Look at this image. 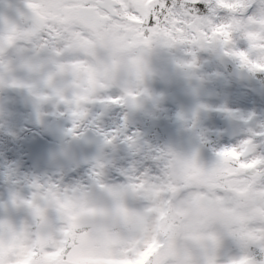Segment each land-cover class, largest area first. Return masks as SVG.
Masks as SVG:
<instances>
[{
    "label": "clouds",
    "instance_id": "9594fccd",
    "mask_svg": "<svg viewBox=\"0 0 264 264\" xmlns=\"http://www.w3.org/2000/svg\"><path fill=\"white\" fill-rule=\"evenodd\" d=\"M221 6L228 7L225 2ZM143 7H151V0ZM19 8L20 0L18 4L4 0L0 16L18 23V35L26 44L31 43L27 37L33 26L56 25L71 37L58 22L67 8L62 0H31L23 17L17 15ZM78 11L84 18L102 15L92 10L85 17ZM119 14L126 22V36L136 41L132 47H89L71 38L70 44L57 40L38 52H19L13 43L2 54L6 66L3 79L27 86L21 89L29 106V121L51 137L39 161L43 174L38 176L41 188L36 189L34 206L23 205L20 197L24 193L18 183L14 179L9 183V193H17V200H6L5 229L0 234L4 264H10L9 257L23 254V237L18 235L21 228L31 231L43 251L53 243L59 220L67 224L65 242L54 253L45 252L37 264H105L125 259L137 264H219L223 238L244 251L242 264H264V245L241 234L264 227V188L256 183L244 197L228 190L239 197L231 207L218 197L210 202L201 199L198 208L181 218L174 217L172 211L193 199L203 187L204 177L242 163L240 153L217 142L203 124L207 109L200 105L205 104L209 92L221 90L213 83L200 53H207L212 64L232 79L264 82V68L256 61L230 55L241 43L264 49V34H248L253 23L264 28V9L249 16L232 15L230 24L217 22L214 14L208 32L201 33L202 38L210 36L214 42L204 39L202 45L197 44L196 56L191 55L193 46L187 34L175 28V22L163 30V35L174 41L169 46L154 34H146L147 20L134 16L122 4ZM76 54L85 59L73 60ZM189 60L194 63L186 64ZM260 63L264 65V60ZM229 64L231 67H226ZM178 96L189 103L172 111ZM161 121L172 125L171 134L159 135ZM0 122V130L12 124L6 105H0ZM239 126L244 133L264 128V111L257 112L250 122L240 120ZM142 128H152L157 134L148 137ZM115 129L120 131L104 135L105 130ZM125 130L139 135L126 136ZM217 144L218 159L204 162L202 152H210ZM232 153L237 154L235 158ZM146 159L166 170L168 184L175 182L174 193L161 190L154 195L144 186L147 178L139 187L133 185ZM118 169L127 173L124 184L112 177ZM35 208L40 209L39 215ZM200 209L208 210L207 214ZM17 212L24 214L22 221L30 217L31 225H18L12 218ZM237 217L244 218L241 231L234 226ZM253 248L261 250L253 252ZM33 255L19 264H26V258Z\"/></svg>",
    "mask_w": 264,
    "mask_h": 264
},
{
    "label": "snow or ice",
    "instance_id": "6c2138e0",
    "mask_svg": "<svg viewBox=\"0 0 264 264\" xmlns=\"http://www.w3.org/2000/svg\"><path fill=\"white\" fill-rule=\"evenodd\" d=\"M145 2L146 0H62V3L67 5H81V13L85 17H87L92 10H96L102 14L99 17L100 19H104L106 16L108 20L126 26V22L119 14L122 4L134 16L147 20V25L145 26L146 34H154L155 38L160 39L163 43L169 46L173 44L174 41L167 39L163 35V30L168 29L170 24L175 22V28H178L187 34L188 39L191 41L193 46V51L191 52L192 56L197 55L196 45H202L204 39H207L209 43L214 42L210 36L204 38L201 37V33L208 32V21L213 18L214 14L217 22L222 21L225 24H230L232 15L249 16L258 9H264V0H229L227 3L228 7L221 6L224 4V0H151V7L149 8L143 7ZM20 4L21 8L17 9V15L23 17L25 10L31 7V0H20ZM213 4L216 5L215 8L211 7ZM29 23L32 22L29 21ZM75 27L80 29L83 36L91 39V34L88 31L80 28L79 25H75ZM18 32L19 25L15 20L0 16V89H3L5 86L14 89L27 87L14 79L7 81V83L3 79L5 67L2 54L5 49L13 45V43L19 52H38L47 49L50 43H55L57 40H60L63 44H70L71 41V37L62 33L56 25L44 29L39 26H33L29 30V35L27 37V39L31 41L30 44H26L25 39L21 38L18 35ZM248 34L250 36L253 34L260 36L261 34H264V28H257L256 24L253 23L250 26ZM230 55H235L237 57L246 56L248 60L256 61L258 67L264 68V65L260 63V61L264 60V49L259 48L256 45L247 47L244 43H241L239 50H234ZM71 58L80 61L85 59L79 54L73 55ZM185 63L191 65L194 61L189 60L185 61ZM113 102L118 103L115 98H113ZM200 107L208 109L209 106L207 104H201ZM215 110L226 114L229 118H238L245 123L250 122L256 116L255 112L241 114L226 106H220ZM121 128H124L123 123ZM67 131L71 132L72 128L67 129ZM119 131V129L112 130L111 132L105 130L104 135L112 136ZM125 135L134 138L139 135V132L135 130L128 132L125 130ZM222 143L226 146L234 147L236 151L240 153V160L244 161L246 164L249 161L252 162L253 167L247 168L241 174L245 177H248L250 174L253 175L256 180V186L264 188V128L248 129V131L242 136ZM218 149L219 144H217L216 148L210 151V156L207 160L202 157L201 159L206 163L214 158L218 159L220 154ZM165 171L166 170L163 168H158L150 159H146L140 167L139 172H137V175L133 180V185L139 187L144 184L145 178H147L148 183L144 186L148 190L152 192L166 190L168 181L164 174ZM117 174L120 177L118 183L124 184L127 177L126 171L124 169H118ZM98 176L99 174H97V177ZM97 182L99 183V180ZM25 184L27 185L28 192L20 197L21 203L28 207H33L37 198L36 189L41 188V183L38 177H32L26 178ZM101 186L103 185L101 184ZM240 188L247 190L248 184L246 180L241 183ZM200 192L203 193V196L201 197L202 200L205 202L211 201L212 193L207 192L203 188L200 189ZM215 195L216 197L221 198L229 207H231L239 198L238 195L232 191H223L219 188L215 189ZM8 199L11 202H15L17 200V193L10 192ZM6 206V201L0 202V209L3 210V214H0V234H2L5 229L6 222L4 219V210ZM35 212L39 215L40 209L35 208ZM15 221L18 225H31V218L27 216L24 217L23 221L21 218ZM66 230L67 224L63 220L57 221L53 243L41 251V249L37 248L35 237L32 235L31 231L24 232L21 228L18 235L23 237V254L9 257L10 264H19L20 261H23L25 257L30 254L39 256L43 255L45 252L54 253L64 244ZM257 232V242L264 245V227H258ZM225 241L228 240L223 238L219 264H241V258L245 255L244 251L235 248L233 254H224L223 246ZM256 250L259 253L261 249L256 248ZM0 264H4L2 256H0Z\"/></svg>",
    "mask_w": 264,
    "mask_h": 264
},
{
    "label": "rangeland",
    "instance_id": "374dc122",
    "mask_svg": "<svg viewBox=\"0 0 264 264\" xmlns=\"http://www.w3.org/2000/svg\"><path fill=\"white\" fill-rule=\"evenodd\" d=\"M11 3L18 4L19 0H10ZM228 3L229 0H224ZM146 18V17H145ZM59 22V21H58ZM75 25H79L80 28L86 30L80 24L74 22L67 25H63L71 33L73 41L86 44L89 47H95L97 45L110 46L113 49H124L127 48L128 42L131 40L126 36L127 26H122L116 22H112L106 19V24L97 29L94 32L88 31L91 34V39L83 36L80 29L76 28ZM203 59V65L206 67L213 78V83L216 84L221 93L215 91L209 92L204 99V103L209 107L207 114L203 119L204 126L209 130L211 135L217 142H228L230 139H235L244 134L239 124L240 119L229 118L226 114L218 112L217 109L220 106H226L230 109L236 110L241 114H247L248 112H260L264 111V82L255 84L250 81H238L232 79L230 74L219 70L212 62L207 58V53H200ZM5 71L6 66L4 64ZM230 68L231 65H226ZM22 75V74H18ZM158 88L160 85H156ZM221 94L223 99H221ZM184 103H189L184 97L178 96L177 102L171 105L172 111ZM0 105H6L8 114L12 118V124L7 130H0V202H5L9 196V183L11 180H15L20 191L27 194L28 188L25 184L26 178L38 177L43 174L42 167L32 170L30 163L26 159V150L23 142L29 140L32 137L42 136L45 142L50 141L47 137H44L42 132H39L29 121V106L24 98L22 89H0ZM0 129H3V124L0 122ZM159 135L166 136L171 134L172 125L165 121H161L159 126ZM144 134L148 137H152L157 133L152 128H142ZM202 158L207 160L210 156V152L205 150L202 152ZM234 158L236 153L231 154ZM242 161V160H241ZM239 165L247 166L248 168L253 167L251 161L247 164L242 161ZM237 167H225L222 170L216 171L208 175L212 181L219 184L218 188L223 191L236 190L241 191L240 185L245 180L247 181L248 188L251 190L256 181L252 182L246 177H236L234 172ZM113 179L119 182L120 177L116 172L112 173ZM220 185L225 186L222 188ZM204 189V188H203ZM207 192L212 193L211 199H216L215 191ZM176 191L175 182L169 183L165 192L174 193ZM159 192H155L154 195ZM203 193L200 191L194 194L193 199L182 206H176L173 211V216L181 218L187 215L194 208L199 207V202ZM206 209H200L202 214H207ZM0 214H3V210L0 209ZM24 214L17 212L12 214L14 220H19ZM237 231H241L245 228V222L243 217H237L236 224L234 225ZM169 228L173 227L170 222ZM242 235L249 238H256L258 232L252 233L242 231ZM235 251L234 245L231 241H225L223 246L224 254H233ZM253 252H257L256 248L252 249ZM43 255L31 256L26 258V264H37L39 259H42ZM244 257L241 258V264ZM105 264H137L136 261L120 260L106 261Z\"/></svg>",
    "mask_w": 264,
    "mask_h": 264
},
{
    "label": "water",
    "instance_id": "95a60500",
    "mask_svg": "<svg viewBox=\"0 0 264 264\" xmlns=\"http://www.w3.org/2000/svg\"><path fill=\"white\" fill-rule=\"evenodd\" d=\"M4 1H0V5H2ZM81 9V6H77L75 9L72 7H67L66 12L64 15V19H62L63 23H66L71 20H79L80 23H82L85 27L91 29V30H96L98 27H101L105 23V19H100L99 17L95 15L88 16L87 18L81 17L79 14V11ZM136 41L131 40L129 42L128 47L134 46ZM48 137H50L49 134L44 133ZM51 138V137H50ZM26 146L27 150V159L29 162H31L33 168H36L39 166V161L42 156V153L44 149L48 146V144H44L42 142V138H37V139H32L28 142L24 143ZM247 168L240 166L237 167L235 170V175L236 176H243L241 173H243ZM252 181L255 180L253 175L248 176ZM201 184L203 185L204 188H207L208 190H215L218 188V185L214 183L208 176L204 177L201 180ZM222 188H225L224 186H221ZM241 197H244L247 195L248 190H242L239 191ZM39 247V244H38ZM40 248V247H39Z\"/></svg>",
    "mask_w": 264,
    "mask_h": 264
},
{
    "label": "flooded vegetation",
    "instance_id": "af4514ba",
    "mask_svg": "<svg viewBox=\"0 0 264 264\" xmlns=\"http://www.w3.org/2000/svg\"><path fill=\"white\" fill-rule=\"evenodd\" d=\"M70 5H77V4H70ZM59 23L64 25V23L62 22V17L59 18Z\"/></svg>",
    "mask_w": 264,
    "mask_h": 264
}]
</instances>
